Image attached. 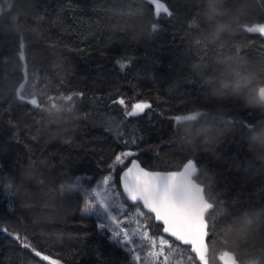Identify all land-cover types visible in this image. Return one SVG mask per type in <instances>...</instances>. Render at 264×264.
<instances>
[{"label":"trees","instance_id":"obj_1","mask_svg":"<svg viewBox=\"0 0 264 264\" xmlns=\"http://www.w3.org/2000/svg\"><path fill=\"white\" fill-rule=\"evenodd\" d=\"M162 1L175 15L167 20L162 13L153 35L155 20L142 0H0V187L14 184L15 195L11 212L0 198V226L27 235L65 264H133L130 254L100 241L93 218L81 219L82 190L61 194L59 187L78 175L90 186L89 178L106 174L114 155L125 150L116 138L120 128L125 139L143 129V141L132 147L145 167L171 169L196 153L200 179L221 201L213 264H222L224 251H236L242 264H264V127L249 134L244 151L238 148L241 122L264 120L257 95L264 87V36L243 31L264 22V3ZM192 20L206 26L189 29ZM237 43L242 57L234 55ZM129 57L133 63L119 72L114 61ZM73 91L85 97L72 110L65 100L49 98ZM119 94L129 103L151 102V123L141 117L120 124L123 110L111 105ZM21 97L37 99L41 109L30 110ZM191 111L197 120L183 122L176 135L171 117ZM10 117L18 128L9 127ZM13 134L19 143H7ZM51 220L61 228L46 231ZM171 260L194 264L195 258L183 246ZM0 264L42 262L0 234Z\"/></svg>","mask_w":264,"mask_h":264},{"label":"snow or ice","instance_id":"obj_2","mask_svg":"<svg viewBox=\"0 0 264 264\" xmlns=\"http://www.w3.org/2000/svg\"><path fill=\"white\" fill-rule=\"evenodd\" d=\"M149 6L155 22H151L150 31L156 35L160 31L162 24V13L164 19L170 20L174 17V11L162 0H142ZM264 3V0H261ZM203 0H201V6ZM192 12L195 13L193 10ZM27 23L28 18H22ZM19 22V21H18ZM206 26L203 22L192 20L188 23L189 29L199 30ZM2 28V25H0ZM243 31L264 36V22L246 26ZM195 44L199 46L200 41ZM44 45L38 41L37 49ZM206 48H209L205 46ZM234 55L242 57L239 44L232 45ZM26 44L23 36H19L18 51L21 60L25 61ZM32 49L29 48V52ZM83 51V50H81ZM104 55L103 52L100 53ZM3 61L0 60V64ZM133 63L131 57L117 59L114 64L119 72L124 73ZM156 63V60L153 61ZM26 74V73H25ZM180 72L177 71L176 78L179 79ZM264 84V82H262ZM119 92V89H117ZM259 94L264 96V87L259 89ZM85 93L73 91L67 95L60 93L50 99H63L69 105V110L77 99H83ZM21 103L30 106V110L41 109L42 104L35 98H19ZM112 106H119L122 112L120 124H127L133 118H148L153 104L148 100H135L129 103L123 94L111 100ZM55 107V103L52 105ZM115 110V109H113ZM2 115V113H0ZM15 118L10 117L8 125L16 129L18 125ZM196 115H175L171 117L173 132L178 135L180 125L183 122L194 123ZM264 127V120L241 122V141L243 145L238 148L244 151L249 134L259 131ZM120 128V125H117ZM112 129H109L111 131ZM126 133L120 128L117 133V140L125 144V150L114 155L112 161L107 166L106 174L100 178L92 179V184L85 188L81 181L82 176H76L69 184H61L59 191L72 193L82 190L81 205L78 209L81 219L93 218L95 220V234L101 242H106L112 247L131 255L133 264H172V254L178 252L183 246L194 254V264H213L212 250L215 248L218 236L215 224L216 212L221 201L214 195V189L210 184H205L199 177V163L193 158H185L182 163L171 169H150L142 165L137 158L139 153L132 146H138L143 141V129H137L132 134L131 139H125ZM32 139H37L33 137ZM7 143H19L16 134L9 136ZM70 143V141H65ZM29 163H34L29 161ZM251 163V162H249ZM3 169L0 166V173ZM3 175L0 174V180ZM14 184H9L7 189L0 187V198L8 201L9 211L14 210L15 195ZM134 209V211L132 210ZM245 210V212L253 211ZM2 225V222H0ZM238 226V223L237 225ZM61 225L51 220L47 224L46 231H56ZM0 234L10 236L23 249L29 250L31 254L39 258L42 264H65V261L58 254L53 255L46 250L40 249L27 235L10 231L8 228L0 226ZM248 246L247 244L244 245ZM227 258V260H225ZM191 260L192 257H189ZM220 260H225V264H242L241 257L236 251H224L219 255ZM179 264V261L176 262ZM248 264H256L255 260H249Z\"/></svg>","mask_w":264,"mask_h":264},{"label":"clouds","instance_id":"obj_3","mask_svg":"<svg viewBox=\"0 0 264 264\" xmlns=\"http://www.w3.org/2000/svg\"><path fill=\"white\" fill-rule=\"evenodd\" d=\"M224 3V0H215V4H220V5H222ZM213 7V5L212 4H210L209 5V8L211 9ZM219 11H223V12H225V13H227V9H225V8H219L218 9ZM257 95L259 96V93H257ZM260 102L261 103H264V97H262V98H260Z\"/></svg>","mask_w":264,"mask_h":264},{"label":"water","instance_id":"obj_4","mask_svg":"<svg viewBox=\"0 0 264 264\" xmlns=\"http://www.w3.org/2000/svg\"><path fill=\"white\" fill-rule=\"evenodd\" d=\"M162 2H164V1H162ZM255 25V24H254ZM260 95V94H259ZM260 97L262 98V97H264V96H261L260 95ZM185 115H196L197 116V114H196V112L195 111H191V112H189V113H187V114H185ZM143 165V164H142ZM144 166V165H143ZM225 260H227V258H225ZM225 260H221V262H222V264H225Z\"/></svg>","mask_w":264,"mask_h":264},{"label":"rangeland","instance_id":"obj_5","mask_svg":"<svg viewBox=\"0 0 264 264\" xmlns=\"http://www.w3.org/2000/svg\"><path fill=\"white\" fill-rule=\"evenodd\" d=\"M72 183V182H71ZM67 184H69V183H67ZM83 184V186L85 187V188H87V187H89V186H86L84 183H82Z\"/></svg>","mask_w":264,"mask_h":264}]
</instances>
